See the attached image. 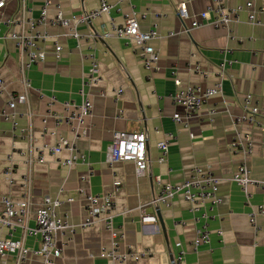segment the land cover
I'll return each mask as SVG.
<instances>
[{
    "label": "crops",
    "instance_id": "obj_1",
    "mask_svg": "<svg viewBox=\"0 0 264 264\" xmlns=\"http://www.w3.org/2000/svg\"><path fill=\"white\" fill-rule=\"evenodd\" d=\"M247 1L252 2L259 24L248 23V12L243 10L228 30L208 22L192 28L209 0H107L109 14L77 27L80 40L70 37L65 28L45 23L41 31L48 37L41 47L47 57L26 72L30 83L26 101H17L14 110H6L16 127L10 119L0 117V214L3 197L14 203L22 200L25 179L31 189L25 227H2L0 238L20 240L27 249L37 251L39 236L28 230L35 227V212L43 197L59 199L60 216L76 226L86 217L85 195H113L112 230L96 223L76 228L74 233H57L55 246L61 249V256L53 264H108L99 253L109 250L112 241L118 243L120 251L130 248L144 254L138 262L129 260L127 264H264V219L257 218L258 230H253L248 221L252 209L263 204L264 193L250 188L247 199L231 180L242 163L252 178L264 179V0H223L229 9L243 8ZM41 4L40 0L27 1L34 19ZM180 4L186 6L185 18L176 15ZM97 6L98 0H49L47 20L55 17L57 10L70 17ZM19 10L16 2L8 3L0 10V21L17 16ZM131 15L136 17L141 32L155 29L158 33V39L150 43L159 55L153 72L143 68L134 44L111 34L105 36L111 33L112 22L122 24ZM7 34L1 24L0 80L5 89L0 93V112L11 98L24 92L20 55ZM54 45L62 48L59 60L54 59ZM90 55L97 63L99 80L84 87ZM221 63L226 65L220 93L204 102L187 120V127L176 124L173 115L184 118L185 110L174 106L173 95L189 86L213 87ZM117 90L121 94L116 100ZM246 95L258 109L259 125L234 124V119L245 113ZM83 96L92 103V114L77 141L86 161L64 167L61 162L68 153L52 155L46 148L54 146L60 137L73 139V134L63 124L56 126L48 112L61 114L64 103L79 105ZM52 97L56 100L53 104ZM116 132L145 134L147 166L143 176L137 175L131 162L106 163V149ZM245 136L252 142L251 153L234 152L233 141H245ZM164 140L168 141V153L166 162L159 164L157 144ZM44 149L39 163L38 152ZM193 168L209 171L218 181L216 196L220 202L212 210H208V202L194 208L181 197L168 207L148 206L162 184L190 180ZM89 170L90 177L82 180ZM68 199L72 201L68 203ZM142 207L156 217V223L140 221ZM200 229L207 230L209 242L194 248ZM180 254L182 261L178 263ZM0 264L17 262L9 255L0 258ZM21 264H42V260L31 254Z\"/></svg>",
    "mask_w": 264,
    "mask_h": 264
},
{
    "label": "built area",
    "instance_id": "obj_2",
    "mask_svg": "<svg viewBox=\"0 0 264 264\" xmlns=\"http://www.w3.org/2000/svg\"><path fill=\"white\" fill-rule=\"evenodd\" d=\"M28 0H0V10H2L8 3L16 2L19 4V13L15 17L7 18L0 21L7 30V39L13 42L14 47L20 55V74L22 79V86L24 92L11 98L6 104V109L0 112V117L10 119L13 126L16 127L13 116H10L6 110H14L17 101L24 103L26 101L27 90L30 88L29 80L26 77V72L35 65L41 64L45 61L47 54L43 50L42 42L47 39L45 32L41 31L42 26L47 23L52 27L65 28L68 30V35L76 40L82 37L77 31L80 25L88 24L93 19H96L104 14H109L110 5L107 0H98V6L94 10L85 11L79 15L65 17L63 12L57 10L56 16L51 20H47V10L49 7V0H40L41 6L39 9V16L34 19L31 16L32 10L27 6ZM210 4L206 11L199 15V19L192 23V28H199L204 22H208L214 27L226 28L233 21L237 19V15L245 10L247 11L248 23L259 24L256 21L253 4L247 1L245 6H240L229 9L224 5L223 0H209ZM176 14L179 18L186 17V6L180 4L176 8ZM264 13V12H263ZM228 30V29H227ZM229 32V31H228ZM231 33V32H230ZM119 39H124L127 43H132L138 48L141 54L143 68L148 72H153L155 65L159 61L158 52L151 46L153 40L158 39V33L155 29L146 32H141L139 24L134 15L126 16L122 24H111V33ZM92 37V36H89ZM62 48L59 45H54L53 55L55 60L61 58ZM90 68L88 74L85 76L83 85L90 86L98 82L97 63L93 55H90ZM225 63L219 66L218 81L211 88L202 89L199 86H189L185 89H179L172 97L174 106H180L185 110V117L181 118L178 114H174L172 119L176 124L187 127V120L194 116L204 102L220 93L221 80L223 78V71ZM197 71V69H195ZM200 72V71H198ZM201 73V72H200ZM2 80H0V93L4 90ZM121 94V90L115 92L116 100ZM252 97L246 95L243 99L245 113L234 119L235 125L252 124L259 125L257 121L258 109L251 103ZM54 97L50 99V103H55ZM92 114V103L87 96L79 105L68 102L63 104V111L61 114L48 112V115L54 120L55 125H65L70 128L73 134V139L60 137L56 144L50 148H46L47 152L52 155H59L62 152L68 153V158L61 162L64 167H71L76 163H84L86 161L85 155L78 149L77 141L83 134L84 123ZM234 152H242L250 154L252 151V142L248 136H245V141L235 140L231 144ZM46 149L38 152L37 162L41 163L42 153ZM159 150L158 163L166 162L168 153V141L164 140L157 144ZM262 160L264 167V138L261 143ZM118 162H131L134 164L138 176H143L146 166V136L142 132L128 133L116 132L110 144L106 149V163L112 166ZM30 163L31 160H30ZM92 171L89 170L86 177L82 180H87ZM192 178L177 184L165 183L157 194H155L148 206L154 209L160 207H168L175 198H183L190 203L194 208L205 205L208 202V210H212L220 200L216 196L218 181L212 176L209 171L203 172L199 168H193ZM8 174V173H7ZM6 179L9 180V175ZM232 182L237 184L245 197H250L249 189L254 188L264 193V179L256 180L250 176V170L245 163L238 166L236 173L231 178ZM24 195L20 202L14 203L11 199L3 197L1 199L4 209L0 214V228H7L14 230L15 227H25L29 210L31 207V189L29 187L28 179L24 182ZM68 199L67 202H71ZM61 201L59 199L45 196L38 209L35 212V227L28 230L29 234L39 236V249L37 251L27 249L22 241L12 239L0 238V258H5L9 255L16 258L17 264L23 263L31 254H36L41 257L42 264H53L54 259L61 256V249L55 246V236L57 233L69 231L74 233L76 228L84 229L96 223H102L106 230H112L113 217L115 211V201L113 195H85V211L86 217L84 221L76 226L69 224L59 214ZM145 207L139 209L140 221L143 224H154L157 219L154 215H149L145 212ZM258 217L264 219V202L248 214V221L253 230H258L256 220ZM114 236V233L112 234ZM209 242V233L205 229H200L196 233L194 240V248ZM148 255V254H145ZM144 254L134 253L130 248L124 251L119 250L117 242L112 241L109 250H101L99 257L107 261L108 264H127L129 260L138 262ZM182 254L177 258V262L181 263Z\"/></svg>",
    "mask_w": 264,
    "mask_h": 264
},
{
    "label": "rangeland",
    "instance_id": "obj_3",
    "mask_svg": "<svg viewBox=\"0 0 264 264\" xmlns=\"http://www.w3.org/2000/svg\"><path fill=\"white\" fill-rule=\"evenodd\" d=\"M176 12H177V11H176ZM176 15H177V14H176ZM157 64H158V63H157ZM157 64L155 65V68H154V70H156ZM154 195H155V194H154ZM154 195H153V196H154Z\"/></svg>",
    "mask_w": 264,
    "mask_h": 264
},
{
    "label": "water",
    "instance_id": "obj_4",
    "mask_svg": "<svg viewBox=\"0 0 264 264\" xmlns=\"http://www.w3.org/2000/svg\"><path fill=\"white\" fill-rule=\"evenodd\" d=\"M157 216H158V218H159V220H160L159 214H157Z\"/></svg>",
    "mask_w": 264,
    "mask_h": 264
}]
</instances>
